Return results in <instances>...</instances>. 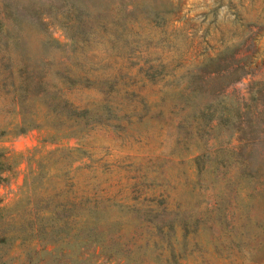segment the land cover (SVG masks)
Masks as SVG:
<instances>
[{
    "label": "rangeland",
    "instance_id": "1",
    "mask_svg": "<svg viewBox=\"0 0 264 264\" xmlns=\"http://www.w3.org/2000/svg\"><path fill=\"white\" fill-rule=\"evenodd\" d=\"M0 152V264H264V0H0Z\"/></svg>",
    "mask_w": 264,
    "mask_h": 264
},
{
    "label": "trees",
    "instance_id": "2",
    "mask_svg": "<svg viewBox=\"0 0 264 264\" xmlns=\"http://www.w3.org/2000/svg\"><path fill=\"white\" fill-rule=\"evenodd\" d=\"M131 11H132L131 9H127L126 7L122 8V12L124 13L125 12L130 13ZM70 70H71L70 67L62 66L61 69L56 68L54 72L60 76V79L62 82L71 84V82H74L76 78L71 75ZM55 105L58 106L59 102H56ZM104 109H107L106 105H104ZM69 114L72 116L71 121H72L73 127H77V125H80V124H86L88 121H91L99 117V114L97 113L94 114L90 109L85 108V107L76 108L75 106H71ZM71 133H74V132H71ZM4 170H5V165H4V161L2 158V153L0 152V182L3 179L2 172Z\"/></svg>",
    "mask_w": 264,
    "mask_h": 264
}]
</instances>
